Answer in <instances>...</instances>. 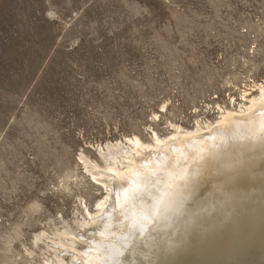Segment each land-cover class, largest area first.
Wrapping results in <instances>:
<instances>
[{
	"label": "rangeland",
	"instance_id": "374dc122",
	"mask_svg": "<svg viewBox=\"0 0 264 264\" xmlns=\"http://www.w3.org/2000/svg\"><path fill=\"white\" fill-rule=\"evenodd\" d=\"M263 84L264 0H0V264L88 233L100 148L215 124Z\"/></svg>",
	"mask_w": 264,
	"mask_h": 264
},
{
	"label": "bare ground",
	"instance_id": "6f19581e",
	"mask_svg": "<svg viewBox=\"0 0 264 264\" xmlns=\"http://www.w3.org/2000/svg\"><path fill=\"white\" fill-rule=\"evenodd\" d=\"M123 141L85 164L104 197L45 264H264V84L215 124Z\"/></svg>",
	"mask_w": 264,
	"mask_h": 264
}]
</instances>
